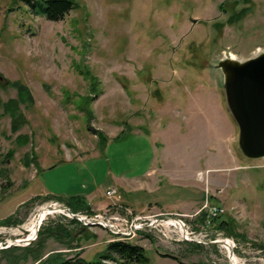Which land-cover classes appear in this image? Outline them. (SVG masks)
<instances>
[{"label":"rangeland","instance_id":"obj_1","mask_svg":"<svg viewBox=\"0 0 264 264\" xmlns=\"http://www.w3.org/2000/svg\"><path fill=\"white\" fill-rule=\"evenodd\" d=\"M76 1L53 21L0 0V264L115 239L150 264H264V156L238 148L219 65L264 51V0Z\"/></svg>","mask_w":264,"mask_h":264},{"label":"water","instance_id":"obj_2","mask_svg":"<svg viewBox=\"0 0 264 264\" xmlns=\"http://www.w3.org/2000/svg\"><path fill=\"white\" fill-rule=\"evenodd\" d=\"M219 65L224 73L226 105L238 126V148L250 158L264 156V51L242 61L227 58L220 61ZM91 130L94 131V128L91 127ZM57 207L68 211L70 217L76 218L84 224L81 215L74 213L66 205L50 208ZM178 220L183 227L182 220ZM93 223H98V221L95 220ZM38 229L39 226H37L36 233ZM82 230H84L83 227L75 230L73 237ZM63 234L69 235L70 232L66 230ZM183 235L186 239L196 240ZM209 242L217 243L218 241Z\"/></svg>","mask_w":264,"mask_h":264},{"label":"trees","instance_id":"obj_3","mask_svg":"<svg viewBox=\"0 0 264 264\" xmlns=\"http://www.w3.org/2000/svg\"><path fill=\"white\" fill-rule=\"evenodd\" d=\"M24 2L27 6L29 4L31 8H35L36 14L45 16L47 19L53 21L63 19V17L68 14V12L80 6L79 2L76 0H33L32 2L31 0H24ZM27 2L29 3L27 4ZM16 85L18 90L22 91L23 95L26 94L23 93L24 90H26L23 82L17 80ZM14 104L15 103L12 100H9L6 106L11 108ZM12 123V128L15 130L18 123L17 116ZM6 156L9 157L10 153L6 154ZM56 228L64 229L63 225L61 224H57ZM13 248H16V246ZM5 249H1L0 251ZM58 253L55 256H48L36 264H150V258L148 257L144 247L140 244L125 239H115L109 241L106 244L104 250L99 252L94 258L90 260L84 259L78 255H73L71 257H61V254ZM37 257L41 258L40 255Z\"/></svg>","mask_w":264,"mask_h":264},{"label":"crops","instance_id":"obj_4","mask_svg":"<svg viewBox=\"0 0 264 264\" xmlns=\"http://www.w3.org/2000/svg\"><path fill=\"white\" fill-rule=\"evenodd\" d=\"M114 185H116V184H114ZM118 185L121 186L120 184H118ZM119 189H121V192L123 194V192H124L123 188L119 187ZM79 192L80 191H78L76 193H79ZM72 196H74V194ZM103 196H104V194H99V193H95V192H91V191L86 193L85 197L84 196L83 197H84V199H87V202H86V205L88 206L87 209L90 210V211H93V212L98 211L99 209H101L102 206H103L102 203H101ZM54 200H57V202L63 203L64 205L68 206V204H65L64 202H62L61 200H59L57 198H54ZM105 204H107V201L104 202V206H105ZM71 209L73 210V207H71ZM75 211L77 213H82L81 211H83V210L75 208Z\"/></svg>","mask_w":264,"mask_h":264},{"label":"built area","instance_id":"obj_5","mask_svg":"<svg viewBox=\"0 0 264 264\" xmlns=\"http://www.w3.org/2000/svg\"><path fill=\"white\" fill-rule=\"evenodd\" d=\"M55 205H56V203H55ZM55 205H53V206H55ZM58 205V204H57ZM212 210L213 211H211L212 213V215L213 216H215V215H217L219 212H220V208L219 207H213L212 208ZM81 215V218L83 219V220H85V221H87V222H89V223H93L95 220H97L98 221V224H100V219H98V218H90V217H87L86 215H84V214H80ZM95 217H98L97 215H95ZM168 217V216H167ZM176 219H180V218H178V217H176ZM181 220V219H180ZM183 222V221H182ZM134 229H132V231H133Z\"/></svg>","mask_w":264,"mask_h":264},{"label":"bare ground","instance_id":"obj_6","mask_svg":"<svg viewBox=\"0 0 264 264\" xmlns=\"http://www.w3.org/2000/svg\"><path fill=\"white\" fill-rule=\"evenodd\" d=\"M41 219H42V214H39V224H40V222H41ZM181 232H182V234H183V228H182V230H181ZM27 240H30V239H27ZM27 240H24V241H27ZM230 251H231V248L228 250V253H230Z\"/></svg>","mask_w":264,"mask_h":264}]
</instances>
